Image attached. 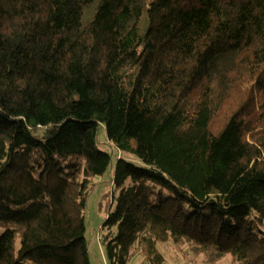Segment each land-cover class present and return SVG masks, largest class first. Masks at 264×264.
<instances>
[{
	"label": "trees",
	"instance_id": "obj_1",
	"mask_svg": "<svg viewBox=\"0 0 264 264\" xmlns=\"http://www.w3.org/2000/svg\"><path fill=\"white\" fill-rule=\"evenodd\" d=\"M101 126L104 264H264V0H0V264H91Z\"/></svg>",
	"mask_w": 264,
	"mask_h": 264
},
{
	"label": "rangeland",
	"instance_id": "obj_2",
	"mask_svg": "<svg viewBox=\"0 0 264 264\" xmlns=\"http://www.w3.org/2000/svg\"><path fill=\"white\" fill-rule=\"evenodd\" d=\"M98 148L106 151L111 155V164L108 170L101 176L93 178V187L87 198L85 208L86 239L88 241V251L91 264H104L105 253L103 244L97 241V234L103 235L101 229L105 217L112 208V179L117 151L115 147L107 140L103 126L98 128L97 132ZM166 256L167 264H194V260L199 258L193 257L191 253H177L171 244L161 245ZM160 247V248H161ZM216 264H231L229 257H226Z\"/></svg>",
	"mask_w": 264,
	"mask_h": 264
},
{
	"label": "built area",
	"instance_id": "obj_3",
	"mask_svg": "<svg viewBox=\"0 0 264 264\" xmlns=\"http://www.w3.org/2000/svg\"><path fill=\"white\" fill-rule=\"evenodd\" d=\"M99 239H100V237H99Z\"/></svg>",
	"mask_w": 264,
	"mask_h": 264
}]
</instances>
